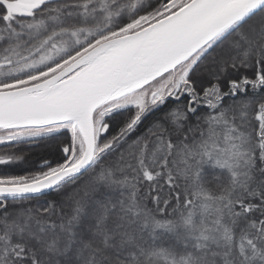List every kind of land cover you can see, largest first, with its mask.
Segmentation results:
<instances>
[{"label":"snow or ice","instance_id":"1","mask_svg":"<svg viewBox=\"0 0 264 264\" xmlns=\"http://www.w3.org/2000/svg\"><path fill=\"white\" fill-rule=\"evenodd\" d=\"M0 149V264H264V0H0Z\"/></svg>","mask_w":264,"mask_h":264},{"label":"trees","instance_id":"2","mask_svg":"<svg viewBox=\"0 0 264 264\" xmlns=\"http://www.w3.org/2000/svg\"><path fill=\"white\" fill-rule=\"evenodd\" d=\"M0 151H3V149H0ZM26 151H29L33 154L35 153H43L44 149L43 148H34V149H26ZM12 171H16V169H11Z\"/></svg>","mask_w":264,"mask_h":264}]
</instances>
